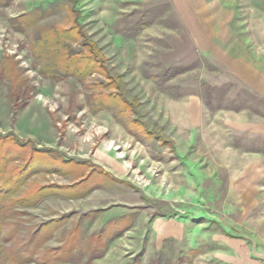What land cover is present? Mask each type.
Listing matches in <instances>:
<instances>
[{
  "label": "rangeland",
  "instance_id": "374dc122",
  "mask_svg": "<svg viewBox=\"0 0 264 264\" xmlns=\"http://www.w3.org/2000/svg\"><path fill=\"white\" fill-rule=\"evenodd\" d=\"M0 218V264H264V0H0Z\"/></svg>",
  "mask_w": 264,
  "mask_h": 264
},
{
  "label": "trees",
  "instance_id": "16d2710c",
  "mask_svg": "<svg viewBox=\"0 0 264 264\" xmlns=\"http://www.w3.org/2000/svg\"><path fill=\"white\" fill-rule=\"evenodd\" d=\"M77 11H79V10H77ZM77 13H79L78 15L80 16V12H77ZM79 24L80 23H78V25L75 27H72V28H69L66 30L64 29L63 32L62 31L61 32L67 34V37H69V38H76L75 35L78 34L80 37L86 39V37H88L87 33L85 32L83 25L80 24L81 25L80 26ZM78 27H79V29H78ZM58 32H60V30H58L56 28H53L50 31V33L52 35L58 34ZM89 43L90 44L88 46L90 48L89 49L90 54L87 56L84 55L83 53L82 54H73L71 52H68V53L65 52V54H64L65 57H63V59L65 62L64 66L66 68H65L64 72L74 74L80 78H82V77L85 78V77H89V75L92 72H94L95 66L96 67L99 66V67H101L102 71L107 74V78L111 81L109 86H114L115 84H119L120 74H117V75L111 74L109 68L105 64V61L107 60V58L102 54L101 49L94 42L89 41ZM70 54L75 56L73 58L76 59L77 62L75 64H73L74 67L68 68V63L65 60H69L71 58ZM99 54H101L102 57L99 58ZM95 63H97V64L93 65ZM62 75H65V74L60 73L58 76H62ZM113 94H117V93H113ZM109 97H114V95L113 96L109 95ZM115 98L116 97H114L113 99H115ZM137 115H139L138 112H137ZM141 125L145 127V130L147 131V133L145 132V135L147 137H156L159 140H161L162 143H164V144L174 143V141L171 138L165 137L161 133H159L158 131L146 127L145 123H141ZM0 227H1V218H0ZM0 231H1V228H0Z\"/></svg>",
  "mask_w": 264,
  "mask_h": 264
},
{
  "label": "crops",
  "instance_id": "0c3cea01",
  "mask_svg": "<svg viewBox=\"0 0 264 264\" xmlns=\"http://www.w3.org/2000/svg\"><path fill=\"white\" fill-rule=\"evenodd\" d=\"M184 19L186 20V18L181 17V16H179V18H177V24L180 23V28L177 27V28H179V31H178L179 34L177 33V40H178V42H180V45H181V43H183V41H184V37H185V29L182 30V28H181V24L184 23ZM191 27H192V26H191ZM49 29H50V28H49ZM50 30H51V29H50ZM191 31H192V33H193V31H194L193 28H191ZM211 31H212V30H211ZM211 37L214 38V39H216V40L223 39L221 36H219V35L215 36L213 33H211ZM185 38H186V37H185ZM2 80L7 81V80H5L4 78H3ZM3 84H4V85H8L9 83L4 82ZM136 115H137V113H136ZM2 129H3V128H2ZM46 144H50V145H52V144H54V143H52L51 141H49V142H46Z\"/></svg>",
  "mask_w": 264,
  "mask_h": 264
}]
</instances>
